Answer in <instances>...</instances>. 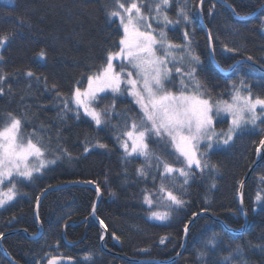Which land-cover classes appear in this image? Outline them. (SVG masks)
Here are the masks:
<instances>
[{"label":"trees","instance_id":"16d2710c","mask_svg":"<svg viewBox=\"0 0 264 264\" xmlns=\"http://www.w3.org/2000/svg\"><path fill=\"white\" fill-rule=\"evenodd\" d=\"M202 1L170 0L166 9L169 19L179 21L169 28V40L183 47L182 54L190 52L200 61L179 62L180 67L184 72L196 68L195 75L212 100L230 99L233 83L239 85L241 80L252 96L264 98V71L257 67L264 68V0H205L204 22ZM156 2L138 0L145 13ZM117 7L115 0H14L13 4L0 0V36L9 37L0 47V76L5 77L0 85V125L10 119L9 114L20 119L23 134H35L44 157L52 161L31 179H15L16 198L0 209V238L10 233L3 246L14 262L0 247V264H48L54 257L69 259L67 264H163L138 263L121 255L173 258L198 213L207 215L193 224L182 256L170 264H264V149L259 155L264 118L239 132L228 147L211 151L204 147L202 165L208 166L196 169L188 168L156 136L147 140L152 154L147 159L124 152V120L142 118L139 106L127 96L112 92L100 96L97 109L105 119L100 127L77 110L76 89L86 88L88 77L105 65L110 53L119 51L123 28L109 15ZM181 9L188 21L179 15ZM217 63L225 70L238 64L223 73ZM172 77L169 87L179 89L181 74L173 70ZM215 126L226 130L229 119L218 116ZM156 156L189 175L162 176ZM258 159L243 191L249 223L238 232L245 225L241 185ZM140 168L145 176L138 174ZM66 184L46 196L38 220L42 194ZM161 185L183 203L167 200ZM98 190L102 197L96 214L107 230V250L102 246L106 231L93 217ZM154 211L167 212V219H155ZM40 225L43 234L31 238Z\"/></svg>","mask_w":264,"mask_h":264},{"label":"snow or ice","instance_id":"6c2138e0","mask_svg":"<svg viewBox=\"0 0 264 264\" xmlns=\"http://www.w3.org/2000/svg\"><path fill=\"white\" fill-rule=\"evenodd\" d=\"M7 2L12 3L13 0ZM115 3L118 7L109 15L119 17L123 27L124 35L120 40L119 51L110 53L105 65L88 77L87 89H76L74 102L77 110L82 108L84 114L100 127L105 123L104 113L97 110L96 102L101 99L100 93L111 91L113 94L132 96L143 116L139 121L129 118L124 120L122 137L127 139L122 140L121 146L128 156L136 154L147 159L152 154L146 141L151 136H156L166 147L173 150V154H177L178 158L182 157L188 168L193 165L196 168L207 167V162L202 165L197 156L200 144L206 141V148L211 149L214 142L219 144L221 134L226 137L223 143L228 144L235 133L244 130L245 125H255L260 115H264V98H253L251 89L241 80L239 85L233 83L230 101L220 98L213 102L211 96L203 90L201 82L195 78L196 68L192 67L184 72L180 67L176 59L177 53L172 50L182 46L170 42L164 28L159 30L158 35L155 34L156 29L148 23V20L153 18L152 9H149L146 16L138 0H115ZM169 5L170 0H157L154 4L155 16L162 17L165 26L179 23L178 20L174 22L169 19L166 14L165 10ZM179 15L188 21L189 18L183 9ZM8 39L7 35L0 36V47H3ZM40 55L44 56V52ZM116 59L120 60L119 64L113 63ZM180 59H183V55ZM191 59L196 64L200 63L197 56H191ZM173 70L182 74L181 87L176 90L169 87ZM184 74L192 78L191 82L186 83L183 80ZM27 75L32 76L33 73L28 72ZM4 79V76H0V85ZM241 88H245L246 92L242 93ZM2 94L3 87L0 86V95ZM65 106L67 107V104ZM258 107L261 109L260 115L257 114ZM221 113L231 117V124L226 133L216 131L215 121ZM9 117L7 122L0 125V184H3L5 179L9 180L8 190L0 191V206L14 199L15 177L31 179L34 171H39L45 166V161L41 159L45 149L40 139L36 138L35 134L26 138L21 131L22 121L11 114ZM261 122L264 123V120ZM260 144L264 147V140H261ZM30 158L39 160V167H29ZM156 160L158 168L163 166L162 176L174 172H179L185 177L189 175L184 168H174L160 156H156ZM137 171L141 176L146 175L143 168ZM184 182L187 183V179ZM160 191L172 204L183 203L163 185ZM260 199L258 195L257 200ZM145 202L149 205L152 203L148 196L145 197ZM152 216L164 220L167 219L168 213L154 211ZM163 242L162 239L161 243ZM208 243L214 246L211 240Z\"/></svg>","mask_w":264,"mask_h":264},{"label":"rangeland","instance_id":"374dc122","mask_svg":"<svg viewBox=\"0 0 264 264\" xmlns=\"http://www.w3.org/2000/svg\"><path fill=\"white\" fill-rule=\"evenodd\" d=\"M1 1H3V2H5V3H8L7 2V0H1ZM14 3V0H13V2L12 3H9V4H13ZM168 8V7H167ZM151 9V8H150ZM121 12L123 11V10H120ZM166 11V10H165ZM147 14L148 13H145V15L147 16ZM166 14H167V11H166ZM152 17L153 18H150L149 20H148V23H151L152 24V27H153V29H156V33L155 34H157L158 35V33H159V30L161 29V28H164V30L166 31V33H167V37H168V31H169V28L170 27H172V24H169V25H167V26H165L164 25V23H163V20H162V17H156L155 16V11H154V7L152 8ZM114 18H116V19H118L119 20V22H120V18L119 17H114ZM121 24V23H120ZM123 28V27H122ZM168 40H169V37H168ZM170 41V40H169ZM171 42V41H170ZM173 43V42H172ZM6 44V43H5ZM4 44V45H5ZM175 44V43H174ZM183 47H181V48H179V49H173L172 51L173 52H175V53H177V56H176V59H177V61H179V62H184V61H189L190 59H191V56L192 55H189V53L188 52H183V54L180 52L181 51V49H182ZM181 55H183V59L181 60L180 59V56ZM113 63L114 64H119L120 63V60L119 59H116V60H114L113 61ZM125 63H126V61H125ZM182 75V74H181ZM194 76H195V78L197 79V77H196V75H195V73H194ZM183 80L186 82V83H189V82H191V80H192V78L191 77H189L188 75H186V74H184L183 75ZM198 80V79H197ZM193 87H194V85H192ZM87 87H88V85H87ZM87 87L86 88H84V89H81V91H84L85 89H87ZM123 87V86H122ZM111 91H108V92H105V93H100L99 94V96H101V95H104V94H107V93H110ZM241 92L242 93H244V92H246V89L245 88H241ZM122 96H127V97H129V98H131L133 101H134V99H133V97L132 96H129V95H127V94H122ZM253 98H255L254 96H253ZM74 99V98H73ZM225 100H229L230 101V99H225ZM213 102L214 101H216V100H212ZM135 102V101H134ZM77 106V105H76ZM81 110L83 111V109L81 108ZM98 110V109H97ZM83 113H84V111H83ZM257 114L258 115H260L261 114V109L258 107L257 108ZM142 116H143V113H142ZM219 116H222V117H225V118H227V119H229V126H228V128L230 127V124H231V117L230 116H228V115H226V114H224V113H221ZM264 118V115H260V119H257L256 120V122H255V125L257 124V122L259 121V120H261V119H263ZM104 125V124H103ZM102 125V126H103ZM255 125H253V124H247V125H245L244 126V128H246V127H254ZM216 127V126H215ZM228 128L226 129V130H217L216 129V131H217V133H226L227 131H228ZM21 131H22V129H21ZM23 133V132H22ZM239 132H237V133H235L234 135H233V139L228 143V144H224L223 143V139H225L226 137L223 135V134H221L220 136H219V144H216L215 142L213 143V147L211 148V149H208V151H211V150H213V149H216V148H224V147H228L232 142H233V140L235 139V137H236V135L238 134ZM24 135V134H23ZM25 136V135H24ZM26 137V136H25ZM27 138V137H26ZM147 143H148V141H146ZM130 143V142H129ZM206 141L205 142H202L201 144H200V146H199V151H198V153H197V156H198V158L200 159V161H201V164H202V155H203V149H204V147H206L205 145H206ZM133 155H136V154H133ZM41 159H43L44 161H45V166L43 167V168H40V170L39 171H34L33 172V175H35L36 173H39V172H41L44 168H46V167H48L50 164H52V161L51 160H48L47 158H45L44 156L41 158ZM29 167H31V168H36V167H39V164H40V161L39 160H36L35 158H30V160H29ZM174 167V166H173ZM174 168H177V169H179L178 167H174ZM191 168H196L195 167V165H193ZM196 169H199V168H196ZM174 173H179V172H174ZM17 178H24V177H15V179H17ZM25 179H27V178H25ZM8 186H9V180L8 179H5V181H4V183L3 184H0V191H4V192H6L7 190H8ZM15 193H16V189H15ZM15 198H16V195H15V197H14V199H12V200H9V201H6L4 204H3V206H0V209L1 208H3V207H5L7 204H9V203H11L12 201H14L15 200ZM50 262H51V264H67V263H70V260L69 259H67V258H62V257H54V258H52L50 261H49V263L48 264H50Z\"/></svg>","mask_w":264,"mask_h":264},{"label":"water","instance_id":"95a60500","mask_svg":"<svg viewBox=\"0 0 264 264\" xmlns=\"http://www.w3.org/2000/svg\"><path fill=\"white\" fill-rule=\"evenodd\" d=\"M204 1H205V0H203L202 3H201V5H200V12H201V19H202V22H204V20H203V16H202V6H203ZM263 8H264V6L262 7V9H263ZM260 10H261V9H260ZM260 10H259V11H260ZM259 11H258V12H259ZM258 12H257V13H258ZM206 30H207V32H208V28H206ZM208 36H209L210 45H211V54H212V58H213V60L216 62L215 54H214V52H213L212 40H211V36H210L209 32H208ZM237 64H238V63H236L231 69L225 70V69H222V68L218 65V63H217L218 67L223 71V73H230L231 70H232ZM257 67H258L259 69H261L262 71H264V68H263V67L258 66V65H257ZM263 149H264V147L261 146V147H260V150H259V155L262 154ZM259 161H260V159H258V160L256 161L255 165H254L253 168L250 170V172L248 173L246 179L244 180V182H243L242 185H241L239 198H240V208H241V212H242V214H243V216H244V218H245V225H244V227H243L241 230H239L238 232H242V231H244L245 228L248 226V223H249V221H248V215H247V212H246L245 209H244V204H243V191H244L245 183H246L247 180L249 179L251 173L253 172L255 166L259 163ZM67 186H68V184H66V185H59V186H53V187L47 189V190L42 194V196L40 197V199H39V201H38V204H37V210H36V216H37L38 220H39L40 207H41V204H42L43 200L46 198V196H47L48 194H50L51 192L55 191V190H59V189H62V188H66ZM98 194H99V195H98V198H97V201H96L95 207H94V209H93V217H94L95 219H97V220H98V218H97V214H96V208H97V206H98V204H99V202H100V200H101V197H102V194H101V191H100V190H98ZM205 214H206V213H198V214H196V215L193 217V219L190 221V223L188 224V226H187V228H186L184 245H183L182 249L179 251V253H178L176 256H174L173 258L168 259V260H157V259H137V258H132V257L125 256V255H121V258H123V259H127V260H129V261L138 262V263H163V264H170L171 262H174V261L178 260V259L182 256V254H183V252H184V250H185V248H186V245H187V238H188V233H189L191 227L193 226V224L197 221V219H198L200 216L205 215ZM206 215H207V214H206ZM98 221H99V220H98ZM99 222H100V221H99ZM100 223H101V222H100ZM101 225H102V228L105 229V231H106V236H105V238H104L103 241H102V246H103V248H104L105 250H107L106 245H105V241H106V239H107V230H106L105 226H104L102 223H101ZM24 232H25L26 234H28L27 231H24ZM9 234H10V233L5 234V235H3V236L0 238V247L4 250V252L6 253V255L10 257V255H9L8 252H7V250H6V249L4 248V246H3V240H4ZM42 234H43V225H40V231H39V233H38L37 235H33V236H31V238H38V237H40ZM115 255H116V253H115ZM10 259L13 261V259H12L11 257H10ZM13 262H14V261H13Z\"/></svg>","mask_w":264,"mask_h":264},{"label":"bare ground","instance_id":"6f19581e","mask_svg":"<svg viewBox=\"0 0 264 264\" xmlns=\"http://www.w3.org/2000/svg\"><path fill=\"white\" fill-rule=\"evenodd\" d=\"M202 3V2H201ZM214 52V51H213ZM252 174V173H251ZM251 176V175H250Z\"/></svg>","mask_w":264,"mask_h":264}]
</instances>
